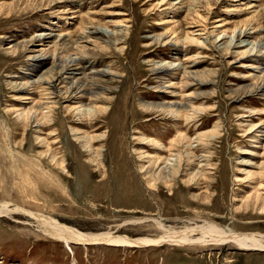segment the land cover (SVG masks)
Instances as JSON below:
<instances>
[{"label":"rangeland","instance_id":"obj_1","mask_svg":"<svg viewBox=\"0 0 264 264\" xmlns=\"http://www.w3.org/2000/svg\"><path fill=\"white\" fill-rule=\"evenodd\" d=\"M240 33L264 43V0H0V202L132 239L162 234L156 222L264 235V90H252L264 55L238 60ZM53 46L58 57L78 46L74 78L113 90L102 113L79 115L73 99L47 119L20 115L39 93L12 87L38 80L52 61L27 57ZM164 102L190 109L141 107ZM12 215L0 218V264H264V249L228 240L67 246Z\"/></svg>","mask_w":264,"mask_h":264},{"label":"bare ground","instance_id":"obj_2","mask_svg":"<svg viewBox=\"0 0 264 264\" xmlns=\"http://www.w3.org/2000/svg\"><path fill=\"white\" fill-rule=\"evenodd\" d=\"M101 27L105 28L104 26ZM91 33L96 35L106 34L105 31L99 29H95V31ZM250 37L251 34L240 33L237 34L235 37H232V39L230 40L229 48L231 47L232 52L241 51L239 53L236 52V55H239L237 57L238 60H243L242 58L244 57L246 58V56L249 55L251 56L254 52L261 53L264 55V43L261 44L257 42L254 43L248 42ZM224 39L225 37L224 38L221 37L220 39L217 40V42L219 43L223 42ZM44 40L45 37H39L38 39L31 41V44L34 45L37 43L39 47L40 43H42ZM187 41H194V40L191 39V37H186V42ZM103 43L107 44V42H103ZM220 45L222 46L224 44L221 43ZM56 47L57 46H55L54 49L51 51L39 50L38 52H31V54L36 53V55L27 57L28 59L31 60L50 59L52 61V65L42 74H40L38 80H35V82L31 84L30 83L21 84V85L16 84L12 87V90L15 93L25 92L30 89L38 90L39 93L40 101H38L37 103H33V105L30 107L29 110L24 112L22 111L20 115L24 117L26 120L29 118H36L38 116H41V119L43 118L47 119L48 114L53 113L55 107L60 104L59 102L68 103L71 102L73 99H77L79 101L76 105V108L73 109V111L79 115L96 116L97 113L103 111V109L105 110V108L102 107L99 103L107 102L108 100L107 95H109L110 92H112L113 90L111 88L101 87L97 83L98 81H96L95 79H89L87 78L89 76L86 75L84 76L82 75L83 79H85V83H82V81L80 82L79 79H75L74 74H76L77 71L81 69L80 67H78V65L80 59L83 58V53L80 52L81 50H79V47L76 46L74 50L77 51L78 53L80 52V55L76 52L71 55L69 54L65 55V57H60V56L58 57L57 53L59 52L56 53ZM157 68H158L157 70H165L160 65ZM103 73H99V74H103ZM189 76L194 80L202 82L201 84H204L205 80H199L200 76L197 77L196 73L189 74ZM199 86L201 85L199 84ZM252 90L254 91V93L257 92L260 93L264 90V73L260 77V83L253 86ZM86 96H88L89 98L87 100V103L86 104L81 103V100H83ZM27 100H31V99L26 98V101ZM165 103L166 102H164V104L141 105V107H145L144 109L148 112H152V111L159 113L168 112L170 114H177V115H179L180 111H187L188 109H190L188 108L189 106L187 107L180 105H165ZM43 111H45L46 113H43ZM17 117L19 118V115ZM200 138L202 137L199 136L196 139L200 140ZM187 141H188L186 143L187 148L190 151L191 150V145L189 143L190 140ZM168 157L161 158L160 160H158L157 161V163H159L158 165H164L166 167L170 162ZM12 214H23L32 218L34 222H36L37 229L41 231L40 233L48 235L51 238L60 240L61 242H64L67 246H70L71 243H76L81 245L105 244V245H112L118 247H144L151 245L157 246L161 244H170V245L171 244L172 245H185V244L206 245L207 244L208 245V244H218L220 242H224L228 240L233 242L239 248L264 249V235L256 236L254 234L236 233L230 229H226V230L218 229L216 226H213L211 224H206V225L203 224L200 225L199 227L194 226L192 228L185 226L179 230H175V229H166L163 225L156 222L157 227H159L160 230L162 229L163 231L162 234L157 235L156 237L153 238L142 237V238L132 239L127 236L113 233L111 231L101 232V233L81 232L76 228L66 226L60 223L59 221H57L56 219H53L44 214L32 212L23 207H19L17 205H13L10 203L0 202V218H10L9 216L13 218ZM195 234H199V235L196 236Z\"/></svg>","mask_w":264,"mask_h":264}]
</instances>
